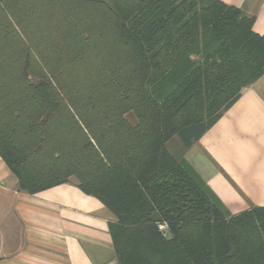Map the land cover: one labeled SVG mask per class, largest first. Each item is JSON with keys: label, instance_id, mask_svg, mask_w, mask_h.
Wrapping results in <instances>:
<instances>
[{"label": "trees", "instance_id": "1", "mask_svg": "<svg viewBox=\"0 0 264 264\" xmlns=\"http://www.w3.org/2000/svg\"><path fill=\"white\" fill-rule=\"evenodd\" d=\"M255 20L222 0H0L18 190L75 177L115 215L119 264H264V206L232 214L185 158L264 75Z\"/></svg>", "mask_w": 264, "mask_h": 264}, {"label": "crops", "instance_id": "2", "mask_svg": "<svg viewBox=\"0 0 264 264\" xmlns=\"http://www.w3.org/2000/svg\"><path fill=\"white\" fill-rule=\"evenodd\" d=\"M222 1L254 15V30L264 34V0ZM185 158L227 210L264 206V75ZM17 182L0 156V264H119L115 215L98 198L75 180L35 194Z\"/></svg>", "mask_w": 264, "mask_h": 264}, {"label": "rangeland", "instance_id": "3", "mask_svg": "<svg viewBox=\"0 0 264 264\" xmlns=\"http://www.w3.org/2000/svg\"><path fill=\"white\" fill-rule=\"evenodd\" d=\"M252 85V84H251ZM250 86V85H249ZM249 86H247V87H249ZM246 87V88H247ZM245 88V89H246ZM244 89V90H245ZM243 90V91H244ZM128 118H129V120L132 122V123H135L136 122V117H135V115L133 114V113H129L128 114ZM179 146H181L180 144H179V142L178 141H176V142H173L172 143V145H171V148L176 152V151H178L177 150V148L179 149ZM71 180L73 181V180H75L76 181V178L75 177H72L71 178ZM9 204H10V201H9ZM229 212H231V211H229ZM241 212V211H240ZM232 213V212H231ZM239 213V212H238ZM232 214H237V213H232Z\"/></svg>", "mask_w": 264, "mask_h": 264}, {"label": "built area", "instance_id": "4", "mask_svg": "<svg viewBox=\"0 0 264 264\" xmlns=\"http://www.w3.org/2000/svg\"><path fill=\"white\" fill-rule=\"evenodd\" d=\"M166 228V226H164V225H161V229H165Z\"/></svg>", "mask_w": 264, "mask_h": 264}, {"label": "water", "instance_id": "5", "mask_svg": "<svg viewBox=\"0 0 264 264\" xmlns=\"http://www.w3.org/2000/svg\"><path fill=\"white\" fill-rule=\"evenodd\" d=\"M0 259H1V257H0Z\"/></svg>", "mask_w": 264, "mask_h": 264}]
</instances>
